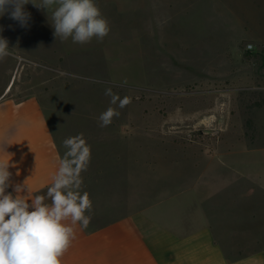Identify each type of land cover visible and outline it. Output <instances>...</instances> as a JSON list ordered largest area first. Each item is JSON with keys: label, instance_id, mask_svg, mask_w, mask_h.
<instances>
[{"label": "rangeland", "instance_id": "1", "mask_svg": "<svg viewBox=\"0 0 264 264\" xmlns=\"http://www.w3.org/2000/svg\"><path fill=\"white\" fill-rule=\"evenodd\" d=\"M170 1L97 0L111 31L84 45L56 39L46 10L31 3L27 27L5 14L0 36L15 49L0 61V96H37L62 157V141L83 134L89 226L134 202L159 205L183 234L205 218L228 222L259 242L231 253L264 252V42L253 34L263 0H245L246 32L228 30L233 17L214 31L203 9L176 20ZM109 87L132 102L100 127Z\"/></svg>", "mask_w": 264, "mask_h": 264}, {"label": "crops", "instance_id": "2", "mask_svg": "<svg viewBox=\"0 0 264 264\" xmlns=\"http://www.w3.org/2000/svg\"><path fill=\"white\" fill-rule=\"evenodd\" d=\"M253 1L259 6L258 0ZM245 4V0H173L164 7L176 20L188 14L193 17L203 9L209 24L218 23L214 31L227 29L224 23L233 22V17L236 25L228 30L246 32ZM261 16L253 21V34L263 43L264 14ZM61 158L40 99L35 95L15 97L6 89L0 96V161L9 163L12 174L6 193L16 195L15 186L24 184V198L44 195ZM130 208L124 215L87 229L79 223L71 225L70 219L64 221L74 228L75 238L61 264H264L262 250L230 252V247H255L259 242L235 235L228 222L220 226L205 218L183 234L179 218L168 220L159 205L134 202Z\"/></svg>", "mask_w": 264, "mask_h": 264}, {"label": "clouds", "instance_id": "3", "mask_svg": "<svg viewBox=\"0 0 264 264\" xmlns=\"http://www.w3.org/2000/svg\"><path fill=\"white\" fill-rule=\"evenodd\" d=\"M29 3L46 10L54 36L62 42H102L111 31L97 0H39L38 4L34 0H0V17L7 14L21 27H27L31 14L25 11V5ZM14 49L0 36V61L13 56ZM104 94L110 99L109 107L98 117L100 127L109 126L132 102L131 97L121 98L110 87ZM62 147L65 151L52 185L44 195H35L31 200L21 195L24 184L15 186L16 195L6 193L12 174L9 163L0 161V264H61L75 238L74 228L64 221L70 219L71 225L79 223L83 229L89 226L91 216L86 213L91 212L92 201L82 190L81 174L90 164L91 146L83 134H78L65 138Z\"/></svg>", "mask_w": 264, "mask_h": 264}, {"label": "built area", "instance_id": "4", "mask_svg": "<svg viewBox=\"0 0 264 264\" xmlns=\"http://www.w3.org/2000/svg\"><path fill=\"white\" fill-rule=\"evenodd\" d=\"M246 49H247L248 51H253V50L255 49V46H254L253 44H248V45L246 46Z\"/></svg>", "mask_w": 264, "mask_h": 264}]
</instances>
